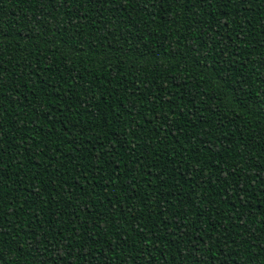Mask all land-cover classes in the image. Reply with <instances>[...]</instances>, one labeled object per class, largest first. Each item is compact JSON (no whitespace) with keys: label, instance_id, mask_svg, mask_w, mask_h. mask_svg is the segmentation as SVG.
<instances>
[{"label":"trees","instance_id":"16d2710c","mask_svg":"<svg viewBox=\"0 0 264 264\" xmlns=\"http://www.w3.org/2000/svg\"><path fill=\"white\" fill-rule=\"evenodd\" d=\"M0 264H264V0H0Z\"/></svg>","mask_w":264,"mask_h":264}]
</instances>
